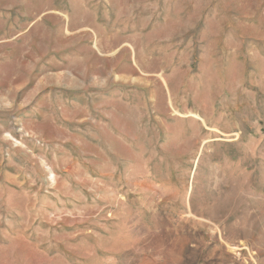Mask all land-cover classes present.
I'll list each match as a JSON object with an SVG mask.
<instances>
[{
    "label": "rangeland",
    "instance_id": "1",
    "mask_svg": "<svg viewBox=\"0 0 264 264\" xmlns=\"http://www.w3.org/2000/svg\"><path fill=\"white\" fill-rule=\"evenodd\" d=\"M0 264H264V0H0Z\"/></svg>",
    "mask_w": 264,
    "mask_h": 264
},
{
    "label": "bare ground",
    "instance_id": "2",
    "mask_svg": "<svg viewBox=\"0 0 264 264\" xmlns=\"http://www.w3.org/2000/svg\"><path fill=\"white\" fill-rule=\"evenodd\" d=\"M52 177V176H51Z\"/></svg>",
    "mask_w": 264,
    "mask_h": 264
}]
</instances>
